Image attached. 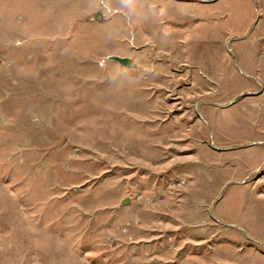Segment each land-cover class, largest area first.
<instances>
[{
  "label": "rangeland",
  "instance_id": "obj_1",
  "mask_svg": "<svg viewBox=\"0 0 264 264\" xmlns=\"http://www.w3.org/2000/svg\"><path fill=\"white\" fill-rule=\"evenodd\" d=\"M0 264H264V0H0Z\"/></svg>",
  "mask_w": 264,
  "mask_h": 264
},
{
  "label": "water",
  "instance_id": "obj_2",
  "mask_svg": "<svg viewBox=\"0 0 264 264\" xmlns=\"http://www.w3.org/2000/svg\"><path fill=\"white\" fill-rule=\"evenodd\" d=\"M94 20H100L102 19V15L100 12H98L95 17L93 18ZM105 61H112V62H116L119 63L120 65L130 68L133 64V60L131 58L128 57H121V56H117V55H111L109 57H107L105 59ZM240 98V96L236 97V99L234 100L237 101ZM228 106H223L222 108H227ZM123 205H126V202L123 203Z\"/></svg>",
  "mask_w": 264,
  "mask_h": 264
}]
</instances>
